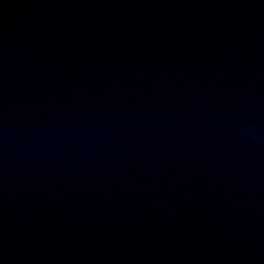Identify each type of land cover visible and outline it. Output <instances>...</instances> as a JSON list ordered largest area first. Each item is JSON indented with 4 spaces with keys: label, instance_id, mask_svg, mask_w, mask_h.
Segmentation results:
<instances>
[{
    "label": "water",
    "instance_id": "1",
    "mask_svg": "<svg viewBox=\"0 0 264 264\" xmlns=\"http://www.w3.org/2000/svg\"><path fill=\"white\" fill-rule=\"evenodd\" d=\"M0 264H264V0H0Z\"/></svg>",
    "mask_w": 264,
    "mask_h": 264
}]
</instances>
